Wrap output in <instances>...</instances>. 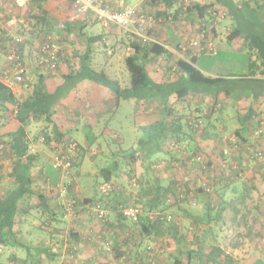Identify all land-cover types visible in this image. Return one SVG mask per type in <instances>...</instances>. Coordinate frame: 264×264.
<instances>
[{"label":"crops","instance_id":"0c3cea01","mask_svg":"<svg viewBox=\"0 0 264 264\" xmlns=\"http://www.w3.org/2000/svg\"><path fill=\"white\" fill-rule=\"evenodd\" d=\"M106 1L113 8H118L123 4L137 5L142 10H145L148 13L150 12L151 15H154L159 19L157 23H154L153 26L151 25L147 33L150 37H154L156 39V43L163 45L166 48L168 54H164L160 57H157L155 61L148 63L147 68L149 74L151 70L157 71L162 69V71L164 72L176 70V60L177 58H179L178 51H180L179 45L188 41L189 33H191L192 30L194 31V33L199 31L198 26H200V28L202 29L206 28V30L209 31L208 36L210 42L212 45H214L215 48V53L211 55H214L220 59L224 58L229 60L230 58L231 54L228 53V43H224L225 38H222L219 34L220 30L223 29V26L227 25L225 19L228 18L230 19V24L224 29L227 31L226 35L230 34V32L234 30V23L236 21L234 20L232 13L228 9L230 6L234 7L235 4H237L240 0H208L210 2H207L205 4H211V6L206 9L203 16H198L193 11H187L181 19L177 16L179 6L177 0L171 1V4H167L166 0H161L159 2L153 3H148L147 1L139 3L137 0ZM168 1L170 2V0ZM203 1L205 0H200L195 3L201 4ZM55 2L58 3L50 6L49 1L46 0V4L44 3L43 6L44 9H46L51 14V16L58 22L67 21L77 22V24L79 23L80 26H82V30L81 32L77 33L83 34L82 36H84L85 39L87 36H100L101 39H97L96 41L92 42L90 47L92 49V63L94 64V67H96V69L104 71L107 75H112L114 77L113 79L117 80L121 87L127 86L129 82L127 83V78L124 75L122 65L116 64H120L119 62L123 63V65L125 64V57L130 55L132 52L130 42L135 37L133 35L125 33L121 27L115 26L113 24H100V26L97 27V22L87 20L83 17V15L75 7L73 0H57ZM251 4L254 3L251 1ZM211 8H215L223 13V16H221L222 20L220 19L219 21H217V23L213 25L211 23L209 26H206L205 23L207 22L209 17L213 18V16H210V13L207 11ZM260 17L264 20V10L261 11ZM61 34L62 32L56 33V31L55 34H52L57 37V43L59 48L60 43H67L70 40L68 36H73L75 32H70L68 35H66L65 40L62 38ZM216 34H218L217 37L215 36ZM157 35H159V37ZM236 38H239L241 40L242 52L245 53L244 57L242 58L244 60L241 61V63H243L242 65H244V70L242 71V73H238L237 75H233L230 73L221 74L220 72H217L215 70V65H209L206 62L203 63V65L205 66H203L204 68L202 66L200 67L196 64L195 65L203 73L208 74L210 76H222L231 78L245 77L248 79H258L259 81L257 82H249L253 85V87H255L254 94H251V90H248V92L245 93V95L239 98L238 100H236L231 95L224 94L223 92L219 93L216 96L215 101L211 99L209 95H196L195 97L190 95L188 98V101H191L193 98H196V101L199 102V104L202 101H205L204 106L203 104H200V106H202V109L197 110H200L199 113H201L202 116L205 115L206 117H209V115H212V120H207L209 126L212 129V132H214V136H217L215 142L218 148H220L223 145L222 143H224L226 140H233L235 142L234 144L236 145H234V148L236 147L234 149V155L236 157H233L235 161L234 163L236 164V168L234 167V169H231L230 167H228V170L232 173V175L227 176V182L218 183L217 177H213L212 179L210 178V181H214V185H216L213 191L216 194L218 200H215L214 203L219 200L221 201V198L230 201L229 204L225 206L222 205V208L218 207V205L213 206L214 212L215 209L217 211H220L222 209L223 211L221 212V216L218 218H216V216L214 215L210 223H212V225H216L217 223H219V221H221L230 228L233 227L235 234L233 236V243L235 247L241 245L244 240L250 239L252 235L257 232L259 223L261 222L260 220L262 219L261 217L264 214V207L258 206L256 204L258 202L264 206L262 201L264 200V160L254 159L250 155L251 151L253 150H255V152H264V76H260L259 74H246L245 69L248 66L247 52L244 48L242 38L240 36ZM62 39L64 41H62ZM234 39L228 40L227 38V41L230 43ZM84 41V45L85 47H87V42L86 40ZM103 46L106 48V50H104ZM121 52L124 53V57H120L122 61H119V54H121ZM74 54L75 53H73V51L69 49H63L60 54V60L57 68L51 71H48L45 68H42L40 65H37L36 61L33 58L32 59L34 65L31 66V57L27 53H25L24 58L26 59V61H28V73L30 72V68L35 69L37 74H42L44 76V83L46 84L47 89L49 91H54L57 86L64 83V77L73 69L77 68V63L75 65H67L65 62L66 58ZM78 54L79 53L75 55L76 58ZM199 56H201V54ZM199 56L196 57L198 58ZM4 64L5 56L4 53L0 50V71L3 69ZM153 79L156 81H161L165 80L166 78L155 77ZM173 100L174 99H172L171 97V102ZM186 102L177 103V105L183 106ZM118 109L127 114H130L132 112L134 118L137 121L132 122L131 125L133 126V128H142L144 130L151 128L152 123L158 121L163 115L160 110L161 106H159L157 102L147 103L133 99H120L107 88L102 87L95 82L83 80L76 84L74 87L70 88L66 92V94L62 96V98H60L59 102L54 106L52 122L61 133H63L67 137L74 138L77 141V144H79L78 150L80 151L81 149L84 150L85 148L89 147V145H92L93 143H95L97 146H100L102 143H106L105 137H108L110 135L113 136V140L115 138L116 140H119V142L123 141V139L119 137L121 131H118L116 128L112 129L110 127H107L106 125H108L109 123L107 121L105 122L107 117L116 113ZM155 113H158V119L157 117L154 119L155 116L152 117V114ZM1 123L2 122L0 120V134L13 130L5 125L2 126ZM34 124L40 125L41 123ZM43 126H45V124H43ZM74 134H76V137L74 136ZM225 134H227V137L229 139L226 138ZM222 136H224V138H222ZM35 138L37 137H31L30 133L28 132V139L30 141L29 149L35 150V152L33 151V155L36 158L30 170V176L32 179L31 184L32 188L37 193L34 196H30L29 198L25 199L27 201V204H29L28 206L31 208L28 213L25 214L18 212V218L16 219V223L14 225V231L17 236L16 239L19 240L18 244L20 243V245L11 243L2 245L10 247V258H12L11 261L17 260V255L20 254L19 250L17 249L19 247L25 249L28 243L32 244L31 247H34L33 249H36L37 247L46 248L47 250L44 251L46 255L44 254L43 257L47 259H55L56 252L57 254H59L58 252H60V249H62L61 246L69 245L70 247H68V250L70 252L71 258L76 260L78 259L80 262L86 260L91 262L96 261L97 263L95 264H121L122 261L126 260L127 252L133 249V252L136 253L134 246L137 247L138 243L136 241H132V243H129L130 241L126 239V236H124L122 233V229H120L119 225H121V223L119 222H114L115 225L114 223H107L106 225H90L88 221L82 220L81 222L73 218L71 222H69L70 225L68 226L66 225L65 221H63L62 224L59 225L55 223V227L53 226V228L47 229L49 232L47 230L45 231L46 228L41 229V231H43V233L45 234L40 235V238L43 239L36 240L38 238L36 234L32 236L30 235L32 233L26 232L24 233V240H26V242L28 243L21 241L20 237L21 235L23 237V233L20 234V222L29 213L31 214L34 209L42 207L39 204L40 202L37 197V194L44 195L47 204L51 208L49 215L52 214L53 216V214L58 211L57 214L60 218V215L63 212L62 204L66 201V198H68L69 200L71 199V197H77V199L81 200L82 205H85L90 202L87 200L88 197H85L84 194H81L82 190L78 185V183L80 184V180L77 176H73V178H68L70 181L66 185L67 194L63 196L59 195L60 192L58 193L56 187L58 181H60L58 180V178H60L61 180H66L67 178H63L64 175L59 173L61 171H55L51 168V152L48 154L45 149H37V139L35 141ZM206 148L208 156L212 155L214 158H216L213 152L210 155L209 151L212 150H210L207 146ZM216 154H219V152ZM219 157H221L222 159L226 158V156H223L222 151L220 152ZM83 159L84 158H82L81 156H79L78 158L75 157L72 163V167L75 166L76 168L77 165H80ZM211 159L212 157H210V160ZM220 161L221 160H219V162ZM215 162L216 164H218L217 161ZM194 168L195 166L192 167V169L190 170L191 173L193 172L192 175L189 173L193 178L186 179V182H188V180L193 181L195 177L199 175V171L198 173H195ZM243 169H247V176L240 174ZM9 171L10 167L7 171H5V176L9 180H11L13 184L12 178L8 175ZM235 171L237 173H235ZM71 173L72 170L70 174ZM1 175L2 174L0 173V180L2 178ZM66 176H68V174ZM40 182H42L43 185L46 186L45 189L43 188V185H39ZM35 184L37 186H41L43 190H37ZM182 187L184 186L182 185L180 187L181 190ZM226 190H229L230 192V195L227 197H225ZM7 191H3L0 187V199L7 194ZM121 195L122 191L118 194V196L120 197ZM108 198L109 197L105 196L103 197V200H106ZM201 201L205 203L206 200L204 199ZM91 202H94V198H92ZM91 202L89 204L92 205ZM202 205L203 203L198 204V207H196L195 209V214H199L198 212L200 209L205 210ZM212 205L213 203H210V206ZM20 206L23 207V203ZM42 209L44 211L43 207ZM92 209L93 208H91V210ZM83 210L84 212L86 211L85 206H82V211ZM254 212H256L258 215H255ZM34 213L36 212L34 211ZM53 217L52 220H56ZM192 218L193 217L191 216L190 219ZM33 222H35V220H33ZM23 224L24 221H22V227ZM204 227L201 228L203 229ZM109 229H119L120 231H116L115 237L110 240L112 241L111 246L113 247L112 253L106 255V258L103 261H99V256L96 255L95 252H93V247L95 244L92 235L95 232L100 231V233L104 234L103 236L110 237L114 235V232L112 230L111 232H109ZM61 230H64V239H56V237H58V233H60ZM229 240H231V238ZM58 244L60 245V247L58 249H55V246ZM213 244L216 245L217 242H213ZM227 244L228 246H231L229 243ZM127 245H129L130 248H126ZM218 245L220 246V244ZM48 250H50L49 253L51 256H47ZM142 255L143 254L138 255L137 258L136 253L135 257L132 258V263L136 260V264H142ZM21 258L22 260H28L32 258L34 259L33 255L30 253H26L25 255L23 254ZM24 263L27 264L28 262Z\"/></svg>","mask_w":264,"mask_h":264},{"label":"trees","instance_id":"16d2710c","mask_svg":"<svg viewBox=\"0 0 264 264\" xmlns=\"http://www.w3.org/2000/svg\"><path fill=\"white\" fill-rule=\"evenodd\" d=\"M30 1L40 9V13L33 16L35 21L33 25L39 27L41 32L51 34L55 31L62 32L64 36L70 32H81L82 26L79 23L78 25L77 22L56 21L43 7L46 0ZM159 1L161 0H150L147 2L153 3ZM166 1L167 4H171L173 0H170V2L168 0ZM251 1L254 4H251ZM210 6L211 4L201 5L199 3H192L187 11H193L198 16H203L206 9ZM228 10L232 13L236 22L234 30L230 32L227 38L228 40L239 36L242 38L244 48L247 52L248 66L246 67V74H259L260 76H264V20L260 17L261 11L264 10V0H240L234 7L230 6ZM97 39L100 40L101 37H86L87 47L77 55V68L68 73L64 77V83L57 86L54 91L47 89L42 74L37 75L33 85L31 81L29 82L30 88L27 90L30 93L21 97L15 95L9 87L0 81V111L2 112L0 113V120L2 121L4 119L3 112L8 107H11L15 121V128L13 130L0 134V142L5 147H8L9 159H11L8 175L13 180V186L0 199V246L7 243L18 244L19 240L16 239L17 236L14 231L18 212L27 214L31 208L28 206L29 204L25 203V199L37 193L31 184L30 170L36 158L29 149L28 126L32 123L45 124L42 127L41 135L44 137L43 142L46 144L52 138H55L53 140L59 142L70 138L61 133L53 124L52 116L54 106L59 102L60 98L79 82L83 80L95 82L113 92L120 99H133L147 103L157 102L161 106L162 117L155 123H152L151 128L142 132V136L137 141V147L131 148L129 151L118 150L116 153H113L114 155L118 158L135 156V158L147 161L152 157L154 164L155 159H157L155 156L165 152L173 158H181L183 161L182 165L187 170L188 165L194 162L191 158L194 155H199V151L202 149L201 144L196 138L199 136L202 140L208 133L206 132V125L203 122L202 115H190L188 112L186 115H178L174 105L188 101L190 95L194 97L196 95H209L215 101L216 96L221 92L226 95H231L238 100L248 90H251L250 93L254 94L255 87L249 82L259 81L258 79H248L245 77L231 78L205 74L195 65L196 56L199 55L188 57V59L177 58L175 66L176 72L178 73H175L176 75L172 79L166 78L165 80L156 81L148 72V63L155 61L157 57L168 54V52L159 43L150 40H137L135 37L130 42L132 52L124 60L129 72V84L121 87L117 80L110 78L104 71L96 69L92 63V49L90 47L92 42ZM205 54L214 53H202L201 55ZM171 97L174 99L172 102ZM203 117L209 118L205 115ZM167 138L171 139L170 142H175L176 147H171L170 143H168L169 146L167 144V149L165 150V141ZM190 143L194 144L195 148ZM202 152L203 150H201L200 155L205 156V153ZM196 163L198 167L195 166L194 172L198 173L200 171L197 180L194 179L192 182L188 180L187 184L183 185V192L180 187H176L173 190L172 186H162L154 179L152 183V195L148 199L147 204L154 216L152 221L148 220L147 217H139L142 229L145 232H151L152 229L154 234L158 236L166 232L172 234V237L176 236L174 238L176 252L178 255L186 256V264H191L194 259L199 260L200 258L211 264H243L226 254L224 249L220 248L218 244H209V250L207 252H203L202 250V243L205 241L203 239L204 234H206L207 230H210L206 229V226L210 224L214 215L218 218L223 211L221 209L218 212L215 209L214 212L213 206L218 205V207L222 208V205L225 206L230 201L221 198V201L219 200L214 203L215 200H218L213 191L216 186L214 185L215 182L212 180L202 182L199 177L203 174L202 165H205L203 157L201 162ZM205 167L209 169L211 165L208 164L207 166L206 164ZM188 168L192 169V167ZM116 169V162L111 167L101 168L99 172L103 177V182L110 183ZM217 174H219L218 178H220L218 181L223 182L222 175L224 172L219 171ZM96 188L95 190L97 191ZM37 197L44 211L50 212L51 208L47 204L44 195L37 194ZM98 197H96V201ZM204 199L206 200L205 203L201 201ZM87 200L91 202L92 198ZM99 200L101 199L99 198ZM182 202L187 203L190 208H196L193 206L198 207V204L203 203L202 206L206 208L202 215H195L193 217L195 219H191L194 234L190 240L191 243L188 241L185 233H181L180 225L172 217L163 212L165 208L175 206ZM22 203L23 207L20 206ZM210 203H213V205L210 206ZM159 208L161 212L158 211ZM182 210L186 215L187 212L185 209ZM55 215L56 213L53 214V216ZM201 227L205 229L203 228V234L199 235L198 231ZM234 235H229L231 240L228 243L232 247H235L233 243ZM45 250L47 249L44 247H37L33 256L34 259H32L34 261L29 264H39L38 257ZM49 252L50 250L47 251V256H51ZM251 264H264V258H258Z\"/></svg>","mask_w":264,"mask_h":264},{"label":"rangeland","instance_id":"374dc122","mask_svg":"<svg viewBox=\"0 0 264 264\" xmlns=\"http://www.w3.org/2000/svg\"><path fill=\"white\" fill-rule=\"evenodd\" d=\"M47 1H49L50 6L58 3V2H55L57 0H47ZM205 2L209 3L210 1L205 0ZM16 9H20L19 12L16 14L19 22L17 26H15L12 29H9V31L11 34H21L25 37V43H24L25 45L23 48V54L25 55V53H27L31 57L32 48L39 41L40 32H41L39 27H35L33 25L35 23L33 16L38 15L40 13V9L30 0H26L22 7L18 6L15 0H0V17H3V15H6L8 13L15 12L14 10ZM213 10L214 8L210 9L211 11L210 16H213V18L209 17V19L205 23L206 26H209L211 23L213 25L217 23V21H219L220 19L222 20V17H220L218 13H215V15L212 14ZM225 22L227 23V25L223 26V29L220 30L219 35H221L222 38L223 37L225 38L224 43H228L227 44V47H229L228 53L231 54L229 60L224 59V58L220 59L211 54L210 55L205 54V55L199 56L196 59L195 64L197 66L203 67L204 66L203 63L206 62L209 65H213V66L215 65V70L217 72H220L221 74L230 73L233 75H237L238 73H242V71L244 70L243 68L244 65H242L243 63H241V61L244 60L242 58L244 57L245 53L242 52V46H241L242 43L239 38L234 39L230 43L227 41V36L229 34L226 35L227 31L224 29L225 27H228V25L230 24V19L229 18L225 19ZM96 26L99 27L100 23L97 22ZM193 33H194L193 30L191 31V33H189L188 40L192 38ZM52 34H55V32ZM79 34L81 33H75L73 36H68L70 40L65 44L60 43V48H59L60 54H61V51H63V49L64 50L69 49L73 51V53H75L74 55L65 59V62L67 65L68 64L75 65L77 63V58L75 55L77 53H80V51H83L86 48L84 45L85 38L84 36H82L83 34L81 35ZM61 35H62V38L65 40L66 38L64 34L62 33ZM159 35L157 36L159 37ZM215 36L217 37L218 34H216ZM63 39L62 41H64ZM103 48L104 50H106L104 46ZM178 56L180 58L181 56L180 51H178ZM120 57H124L123 52L119 54V61H122ZM30 59L32 62L31 66H33L34 62H33L32 57ZM119 63L120 64H116V65H122L124 75L126 76L127 83H128L129 82V72L126 68V65L125 64L123 65V63L121 62ZM176 71L177 70L164 72L162 71V69L157 70V71L151 70L150 74L153 78L162 77V78L171 79L173 76L176 75L175 73H178ZM245 72H246V69H245ZM28 75H29V80L31 81L33 85L38 75L36 73V70L33 68H30V72L28 73ZM108 76L112 79L114 78L112 75H108ZM28 93L30 92L27 89H23V90L20 89L16 91V95L18 97H21ZM204 102L205 101H202L200 104H203L204 106ZM200 104L199 102L196 101V98H193L191 101H187L185 105L183 106L175 104V109L178 112V115H181V116L182 114L186 115L187 112L190 115L198 114L200 116L202 114L199 113L200 110L199 111L197 110V109H202V106H200ZM0 113L2 112L0 111ZM157 114L158 113L152 114V117L155 116L154 119L156 117L158 119ZM3 117L4 119H2L1 125L2 126L5 125L11 129H14L15 121L13 120L14 116H13L11 107H8V109H6L3 112ZM202 119L206 125V132L208 133V135L206 137H203L202 140L198 136L196 140L199 141V143L202 146V149H200L199 152L201 153V150H203V152L205 153V156L202 155L205 165L207 164L208 166L209 164L211 165V167L208 169L205 167V165L202 166L203 174H201L199 179L202 182H205V180L207 181V180H210V178L212 179L213 177H217V180H219L220 178H218L219 174H217V172L222 171L224 172V174L222 175L223 180H224L223 182H227V178H228L227 176L232 175V173L228 170V167H230L231 169H234V167L236 168V164L234 163L235 161L233 159V157H236L234 155L235 154L234 149L236 148V147L234 148L235 142L233 140H230V141L226 140L224 143H222L223 145L220 148H218L215 142V139H217V136H214L213 134L214 132H212V129L208 124V120L209 119L212 120V115H209V118H204L202 116ZM106 121L109 123L108 125H106L107 127H110L112 129L116 128L118 131H121V134H119L120 136L119 135L118 136L121 139H123V141L119 142V140H116L115 138L113 140V136L110 135L108 137H105L106 143H102L100 146H97L95 143H93L92 145H89V147L85 148L84 150L81 149L79 151L77 148L76 158L81 156L84 159L81 161L80 165H77L76 168L75 166H73L74 168L73 167L70 168L69 172L68 171L59 172L64 175L63 178H67L66 180H61L60 178H58V180L60 181L57 180L58 184L63 182L66 185L70 181L68 178H73V176L75 177L77 176L80 180V184L78 183V185L80 189L82 190L81 194H84L85 197H88L87 199L94 198V202L93 203L91 202L92 205L89 204L90 202L85 205H82L80 199H77V197H73L76 201L70 213L68 212L67 217H64L63 216L64 211L62 210L63 209L62 207L61 210L63 212L60 215L61 218L58 217V214H57L58 211H57L55 215L56 218H54L56 220H52V216L49 215V212L43 211L42 207H38L37 209H34L36 213H34L33 211L31 214L29 213L25 218L22 219V221H24L23 227L21 225L22 221L20 222V226H19L21 229L20 234L23 233V237L22 235L20 237L21 241L26 242V240H24V237H25L24 233L26 232L32 233L30 234L32 236L36 234L38 236L36 240L43 239V238H40L41 237L40 235H45V234L43 233V231H41V229L46 228L45 229L46 231L49 228L50 229L53 228L55 223L60 225L63 223V221H65L66 225L68 226L70 225L69 222H71L73 218L81 222L82 220L88 221L90 225L92 224L94 225L105 224L106 225L107 223L110 224L114 222L115 223L119 222L121 223V225H119L120 229H122V233L124 236H126V239L130 241L129 243H132V241L133 242L136 241L138 243V246L137 247L134 246V249L136 250L137 258H138V255L140 254L144 255V257L142 255V258H141L142 264H186L187 263L186 256L184 257V255H178L176 252L175 242H174V238H176V236L172 237V234H169L168 232L164 233L161 236H158L154 234V231H152V229H151V232H145L142 229V225L139 220V217L140 218L147 217L148 220L150 221H152L153 219L154 214L152 213L150 208L147 206V204H148V199L152 195V183L154 182V179H156V181H158L162 186H165V187L172 186L173 190H175L176 187L177 188L181 187L182 185L187 183L186 179L193 178L191 176L192 175L190 171L191 168H188V167H194V166L198 167V164L196 162H193L192 164L188 165L187 170H186L184 168L185 166L183 167L182 165L183 161L181 158H178V157L173 158L172 156H170L168 153H165V152L158 156H155L157 157V159H155L154 164L152 162L153 161L152 157L149 159V161L135 158V156H129L127 158H118L113 153H116V151L118 150L129 151L131 148L137 147V141L142 136L143 134L142 132H144V129L133 128L131 124L132 122L137 121V120L134 118L132 112L130 114H127V113L122 112L120 109H118V111L112 114L111 116H108L105 122ZM42 127H43V124L36 125L33 123L28 126L27 131L30 133L31 137H34V136L37 137L35 138V141L37 139V143H38V145L36 143L37 149L38 148H41V150L45 149L47 153L49 154L50 149H49L48 144L40 140V138L42 137L41 135ZM74 136L76 137V134H74ZM225 136L227 139H229L227 137V134H225ZM222 138H224V136H222ZM170 140H171L170 138L166 139L165 150L167 149V144L170 143ZM190 145L195 148L194 144L190 143ZM0 146L2 148L0 152V173L2 174L1 175L2 178L0 180V187L3 191H7L13 185L11 180H9L5 176V171H7L10 167L11 159L10 160L8 159L9 158L8 147H5L2 144V142H0ZM206 146L210 150H212V151H209L210 155L213 152L217 159L214 158L212 155L208 156ZM223 150H225L226 153ZM33 151L35 152V150H30L32 154L34 153ZM78 151H79V155H78ZM221 151L223 153V156H226V158L222 159L221 157H219ZM218 152L219 154H216ZM250 155L254 159L264 160V156L262 157L255 156V150L251 151ZM210 157H212L211 160H210ZM219 160L221 161L219 162ZM215 161H217L218 164H216ZM114 162L117 163V169L114 171V174L110 180V184L112 188L108 194L103 195L102 193L98 192V190L97 191L95 190L97 185L103 182V177L101 176L99 171L103 167H111V165H113ZM71 170L73 174L72 173L70 174ZM235 173L237 172L235 171ZM246 173H247V169L246 170L243 169L240 174L247 176L248 174L246 175ZM67 174L68 176H66ZM195 179L197 180V176L195 177ZM218 183H220V181H218ZM39 185H43V183L40 182ZM33 186H34V183H33ZM36 187H37V190L39 191L43 190L41 186L36 185ZM45 187L46 186L43 185L44 189ZM121 191H122V195L118 197L117 195ZM183 191H184V187H182V192ZM101 195L103 197L106 196L109 198L106 200H103ZM229 195H230L229 190H226L225 197ZM96 197H98L97 200L100 201L102 208L105 211V218L103 220H100L95 216L94 209L91 210V208H93L91 206H93L94 203L96 202L95 200ZM99 198L101 200H99ZM67 200L68 198H66V201ZM262 201L264 204V200ZM131 204L137 205L140 208V214L138 215L136 220H133L130 218H124L120 213L121 206L131 205ZM256 204L258 206L264 207L258 202ZM82 206H85V209H86L85 212L84 210L82 211ZM180 207H184V208H180ZM193 207H197V206H193ZM182 209H185V211L187 212L186 213L187 216L185 215V212L183 213ZM195 209L196 208L188 207L187 203L182 202L180 204H176L175 206H169L163 210L165 214L172 217V219L176 221L178 225H180L181 233L182 234L185 233L189 242L192 239V236L194 235L190 217L191 216L195 217V215L196 216L202 215V213H204L206 210V208L205 210L200 209L198 212L199 214H195ZM158 211L161 212L160 208L158 209ZM254 213L255 215H258L256 212ZM261 218L262 219L260 220L261 222L259 223L257 232L254 233V235H252L250 239L244 240L243 243H241V245H238L236 247L228 246L227 244L230 238L229 235L234 234L233 227L230 228L229 226L222 223L221 221H219V223H217L216 225H212V223H210L209 226L208 225L206 226V229L209 228L211 230L209 231L207 230L206 234H204V237H203V239L205 240L202 243L203 252H207L209 250V246H208L209 244H213V242L214 243L217 242V244H220V248L224 249L226 254L230 255L233 259L243 264H251L254 260L258 258L263 259L264 258V214L262 215ZM192 219H195V218H192ZM33 220H35V222H33ZM109 230H110L109 232H111L112 230L114 232V235L110 237H105L103 236L104 234L100 233V231H97L92 235V238L95 244L93 247V252H95L96 255L99 256V261H103L106 258L105 257L106 255L112 253L113 247L111 246L112 241L110 240H112L113 237H115L116 231H120L119 229L117 230L109 229ZM203 230L204 229L201 228L198 231V234L199 235L203 234ZM63 231L64 230H61V232L58 233L57 236L59 238L56 237V239H64L65 234ZM106 245H109L108 250H106ZM31 246L32 244L28 243L25 249L19 247L17 250H19L20 254L17 255V260H14V261L13 260L11 261L12 258H10L11 257L10 247L1 246L0 264H25L24 262L29 263V262L34 261L32 260L33 258L28 259V260H22L21 258V256L23 254L25 255L26 253H30L34 256L35 249H33L34 247H31ZM59 247L60 245L58 244L55 246V249H58ZM61 247L62 249H60V252H58L59 254H57V252L55 251L56 252L55 259H47L43 257V255L45 254V252H43L42 255L38 257L39 264H95L97 263L96 261L91 262V261L86 260V261L80 262L78 259L77 260L73 259L70 257V252L68 250L69 249L68 247L70 246L62 245ZM126 248H130V246L127 245ZM136 253L133 252V249L127 252L126 260L122 261L121 264H127V263L136 264L135 263L136 260L133 261L132 263V258L135 257ZM191 264H211V263L205 262L202 258H200L199 260L194 259L191 262Z\"/></svg>","mask_w":264,"mask_h":264},{"label":"built area","instance_id":"2783aa9c","mask_svg":"<svg viewBox=\"0 0 264 264\" xmlns=\"http://www.w3.org/2000/svg\"><path fill=\"white\" fill-rule=\"evenodd\" d=\"M26 0H15L18 6H23ZM139 3L149 0H137ZM200 0H177L178 3V18H183L187 9L192 3ZM75 7L83 15V17L90 21H95L103 25L113 24L121 27L125 33L133 35L137 40H150L157 42L154 37H150L147 33L148 29L157 23L159 19L151 15L145 10H142L137 5L123 4L118 8L111 7L106 0H73ZM203 1L201 4H205ZM8 13L0 17V50L4 53L5 64L0 71V81L5 84L16 95V91L30 88V80L28 75V61L24 58L23 48L25 37L21 34H11L9 29L18 25L17 13ZM210 14L211 11L207 10ZM218 13L223 16L221 11L214 8L212 14ZM26 27V25H25ZM209 31L206 28L199 27V31L193 34L192 38L185 43L179 45L181 58L188 59L194 55L202 53H215L214 45L209 39ZM31 57L36 61L37 65L45 68L48 71L54 70L59 64L60 50L57 43V37L51 33L40 32L39 41L34 45L31 51ZM44 141V137L40 138ZM51 157L50 166L55 171L67 172L72 167L73 160L77 156V142L68 138L65 141L51 140L48 143ZM171 147H176L175 142H170ZM2 150L0 146V151ZM226 153V151H225ZM255 156H264L263 151H256ZM194 162H201V155H194L191 158ZM204 166V165H202ZM68 184V183H67ZM66 184V185H67ZM66 185L61 182L56 185L60 196L67 194ZM111 184L109 182H102L98 184L97 190L102 194H107L111 191ZM208 189V188H207ZM75 204L73 197L62 204L64 217H67L68 212L72 210ZM95 210V216L103 220L105 218V211L102 208L100 201H96L92 206ZM120 213L124 218L136 220L140 214V208L137 205H123ZM109 245H106V250Z\"/></svg>","mask_w":264,"mask_h":264}]
</instances>
